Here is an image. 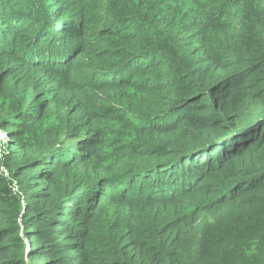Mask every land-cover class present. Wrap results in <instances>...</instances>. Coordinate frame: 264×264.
<instances>
[{
  "label": "trees",
  "instance_id": "trees-1",
  "mask_svg": "<svg viewBox=\"0 0 264 264\" xmlns=\"http://www.w3.org/2000/svg\"><path fill=\"white\" fill-rule=\"evenodd\" d=\"M0 264H264V0H0Z\"/></svg>",
  "mask_w": 264,
  "mask_h": 264
}]
</instances>
